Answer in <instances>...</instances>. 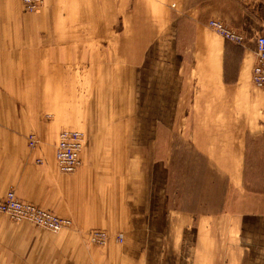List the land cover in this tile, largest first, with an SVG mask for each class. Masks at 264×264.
I'll list each match as a JSON object with an SVG mask.
<instances>
[{
    "label": "crops",
    "instance_id": "0c3cea01",
    "mask_svg": "<svg viewBox=\"0 0 264 264\" xmlns=\"http://www.w3.org/2000/svg\"><path fill=\"white\" fill-rule=\"evenodd\" d=\"M118 13L122 52L138 54L128 102L135 124L95 125L101 82L118 81L116 71L111 78L97 73L99 64H116L97 59V47L117 36ZM211 20L240 33L243 44L214 33ZM70 34L81 39L66 41ZM262 34L264 0H44L35 15L21 0H0V198L14 187L73 221L71 230L53 235L0 217V264H264V89L252 84ZM73 46L82 50L74 62ZM80 64L87 70L71 74ZM51 110L60 111L57 123L43 119ZM81 118L91 124L83 166L61 175L57 137L76 130ZM174 127L219 171L226 197L231 190L243 197L246 185L262 210L258 202L252 214L230 211L227 198L216 214L176 205L170 219L163 150ZM32 132L44 140L39 151L28 149ZM99 229L112 236L105 247L89 242Z\"/></svg>",
    "mask_w": 264,
    "mask_h": 264
},
{
    "label": "rangeland",
    "instance_id": "374dc122",
    "mask_svg": "<svg viewBox=\"0 0 264 264\" xmlns=\"http://www.w3.org/2000/svg\"><path fill=\"white\" fill-rule=\"evenodd\" d=\"M35 14H30V15H35ZM122 15H123L122 13L117 14V25H116L117 26L116 27L117 36H112V37L110 36V37L103 38V40H101L100 42V46L97 47V49H99L97 59L101 61H110V62H111V59H115V63H116V64H111V66L114 68V71L112 70L110 64H99L98 66L99 70L97 71V73L101 76V78L103 76L111 78L114 72L116 71L115 74H116V78L118 81L116 82V85H111V82H109L108 79L101 82L100 93L96 95L97 99L94 96V100L92 102L94 103L93 105H95L94 108L95 107L98 108V111L100 112V115L99 113L97 115V111L95 110V114L93 116V121H94L93 123L95 125L97 124L103 125L106 123L109 124L113 122L114 120H120V119L127 120V122L130 123L129 118L132 119L131 124L133 125L135 124L136 118L134 116L132 117L129 116L128 102H129L130 92L132 93L133 91L132 82L135 76V70H134L135 64L134 63H135V57L138 56V54L133 53V52L124 54L122 52V50L124 49L122 47V44L124 43V38L118 35L119 31L123 28V24L121 23L122 17H119ZM118 19H119V22H118ZM77 39L80 40L81 38L78 36H75V34H70L69 36L65 38V40L69 42H74ZM109 42L110 44L108 45ZM77 48L78 47H75L74 52H72V54L68 56V59L73 62L77 60L76 53H78L80 59L82 57V50H78L77 52H75V49ZM59 56H60L59 52H54L52 54L53 59L55 57L59 58ZM129 56L132 58V61H131V58H129ZM47 57L48 56H46V58ZM129 59L130 61L127 62V60ZM125 60L126 62L123 63V61ZM82 65L88 66L90 64H82ZM86 70L87 68H82L80 64V69L70 70V73L74 75H77L79 73V75H81V72L86 71ZM60 71L61 70L59 68H55L53 69L52 72H55L58 75L60 74L59 73ZM64 71H67V70H64ZM79 82L81 81L78 80V85H79ZM98 86L99 85L97 84L94 91L95 90L97 91L99 89ZM79 87H81V85ZM113 88H115V90L117 91L116 95H117L118 109L116 110V112H115V105L113 104V101L115 99V92L113 91ZM110 89H112V92L109 91ZM85 90L88 91L90 89L89 87L86 86ZM25 92L27 91L25 90ZM53 95L58 96V92L53 90ZM22 103L26 105L27 101H22ZM54 103L57 104L56 107L61 108V104H62L61 101H55ZM26 107L27 106H24V108ZM119 107L121 108L120 110H119ZM104 111L107 112L106 113L107 116L103 115ZM59 112L60 111L58 110H51L50 112H45L43 115L44 121L49 122L50 124L57 123L59 119L58 118ZM83 120L84 119L81 118L80 123L76 127L75 126L73 127V128H77L76 130L81 132L84 136V147L80 153V159H81V154L87 143V135H88L87 130L91 129V124ZM82 123L84 124L82 125ZM65 128H72V126L63 127V129ZM61 133H59V136ZM105 133H108V129H105V130L101 129V134L103 135ZM59 136L57 137L58 139H59ZM165 136L167 137H165V148L163 151H164L165 168H166L165 176H167L168 203L170 205V210L172 211L171 213H169L170 219L172 217H175V214L177 215V212L175 213V211H177L175 209L176 205L178 207L183 206L182 207L183 209L184 208L187 209L188 206H190V208L191 206H193L196 208V211H199V212L204 211V210L206 211L212 210L213 214H216L217 213L216 211L220 209L221 205H225L227 198H228L227 204L229 207L228 209L230 211L241 210L243 211L242 213H244L245 215L252 214V210L255 208L256 205H258V202H260V209L262 210V204H261L262 201H257V198H254L253 195H251V191H252L250 190L251 188L250 187L248 188L246 185L244 186L245 194L243 197L239 195V193H236L235 190H231L232 194L229 195V197H226L227 182L223 180V177H222V180L219 179L221 177L219 176V173H218L219 171H216L217 169L214 166H211L208 163L206 164L203 163L202 161H204V159L198 156L195 153V150L189 149L186 139L184 137L181 138L180 134H175V127L171 133L166 134ZM58 139L55 143L56 145L54 148V161L56 163V166H57V162L55 158V153H56V146L58 143ZM33 141L35 142V144L33 147H31L30 143ZM27 145H28V149L30 152L39 151L44 145V140H42L41 136H39L37 133L32 132L27 137ZM152 152H153V149H152ZM149 156L151 157L150 150H149ZM197 157H200V158H197ZM193 158H195V163L189 164V160L190 161L192 160L193 162ZM149 161L151 160L149 159ZM36 164L42 165L43 159L42 158L37 159ZM82 166L83 164H82V159H81V166L76 172L81 170ZM57 169H58V166H57ZM58 172L61 175H71V174H63L59 171V169H58ZM150 177H151V171H150V166H149V179ZM210 177L213 178V180H209ZM9 193H14L16 198L23 204H28V205L37 207L38 209H42V210L50 212L49 210H46L34 203H31L21 198L18 195L17 189H15L14 187H10L5 191L4 196L0 198V202H4L5 198L7 197ZM0 217H5L14 224H25V223L31 224L35 228L39 230L47 231L53 235L61 234L73 228V221L71 219H68V220H71L72 222V226L69 229L62 230L59 233H53L42 227L36 226L30 221L25 220L21 222H16L12 220L10 216L6 214H0ZM63 219H66V218H63ZM95 231L96 232L102 231L103 233H106V235L109 237V241L112 239V236L104 230L99 229V230H93L91 232H95ZM119 235H122V234H119ZM88 239H89V236H88ZM92 245L98 246V247H105V246H99L96 244H92Z\"/></svg>",
    "mask_w": 264,
    "mask_h": 264
},
{
    "label": "built area",
    "instance_id": "2783aa9c",
    "mask_svg": "<svg viewBox=\"0 0 264 264\" xmlns=\"http://www.w3.org/2000/svg\"><path fill=\"white\" fill-rule=\"evenodd\" d=\"M23 10L28 14H35L42 8L43 0H21ZM209 28L222 37L227 42L237 45L243 44V37L240 33L226 27L219 20H211L208 23ZM256 64L252 71V84L264 89V34L257 40ZM35 142H31L33 147ZM84 147V136L77 130L63 131L58 139L55 158L58 169L63 174H73L81 166L80 153ZM0 214H6L16 222L30 221L36 226L42 227L50 232L59 233L62 230L69 229L72 226L71 220L59 218L52 213L38 209L37 207L21 203L14 193H9L4 202H0ZM89 241L92 244L106 246L109 237L106 233L91 232ZM116 241L123 244L124 236H116Z\"/></svg>",
    "mask_w": 264,
    "mask_h": 264
}]
</instances>
